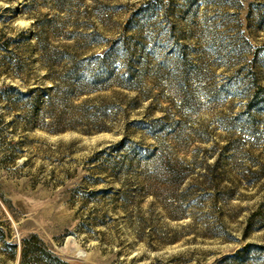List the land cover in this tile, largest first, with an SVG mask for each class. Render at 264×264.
Listing matches in <instances>:
<instances>
[{"label": "rangeland", "instance_id": "374dc122", "mask_svg": "<svg viewBox=\"0 0 264 264\" xmlns=\"http://www.w3.org/2000/svg\"><path fill=\"white\" fill-rule=\"evenodd\" d=\"M0 264H264V0H0Z\"/></svg>", "mask_w": 264, "mask_h": 264}, {"label": "trees", "instance_id": "16d2710c", "mask_svg": "<svg viewBox=\"0 0 264 264\" xmlns=\"http://www.w3.org/2000/svg\"><path fill=\"white\" fill-rule=\"evenodd\" d=\"M29 244H30V240L25 239L24 240V249H25V251H27V247H29Z\"/></svg>", "mask_w": 264, "mask_h": 264}]
</instances>
